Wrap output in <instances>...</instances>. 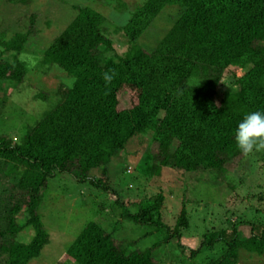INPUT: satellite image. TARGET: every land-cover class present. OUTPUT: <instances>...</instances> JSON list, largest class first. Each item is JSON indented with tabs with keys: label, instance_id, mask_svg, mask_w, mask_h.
<instances>
[{
	"label": "trees",
	"instance_id": "obj_1",
	"mask_svg": "<svg viewBox=\"0 0 264 264\" xmlns=\"http://www.w3.org/2000/svg\"><path fill=\"white\" fill-rule=\"evenodd\" d=\"M167 6L177 15L147 49L139 40ZM72 8L76 15L49 42L41 60L61 70L70 83L60 84L55 100L48 92L36 94V99L50 100V108L19 141L0 135V173L16 178L10 187L16 192L0 201V264H29L48 244L38 208L50 178L68 174L106 192L107 165L115 152L146 132L156 143L147 150L154 174L169 168L224 176L232 160L246 156L234 139L238 123L246 113L264 112V0H146L117 28L128 42L123 54L115 52L107 36L103 13L90 6ZM29 34L17 32L1 42L0 87L15 88L27 77L24 63L2 55H18ZM105 73H114L110 82ZM224 75L231 81L220 91ZM9 97H0V112ZM92 170H101V177L91 176ZM163 201L158 193L129 212L115 200L122 217L154 225L163 234L151 247L130 249L90 221L56 264H160L154 253L164 244L173 242L183 251L186 210L170 230L157 212ZM240 224L203 233L190 257L216 246L221 252L206 264H238L241 251L263 255L264 224H253L246 238L237 230ZM27 227L35 235L23 242L18 237Z\"/></svg>",
	"mask_w": 264,
	"mask_h": 264
},
{
	"label": "rangeland",
	"instance_id": "obj_2",
	"mask_svg": "<svg viewBox=\"0 0 264 264\" xmlns=\"http://www.w3.org/2000/svg\"><path fill=\"white\" fill-rule=\"evenodd\" d=\"M145 1L0 0V44L17 32L30 31L28 41L18 55L3 51L2 57L16 56L24 63L27 77L15 88L0 87V97L11 95L0 112V135L6 134L14 142L19 141L26 128L50 108L51 101L36 99V94L48 92L51 100H55L60 84L70 83L61 70L48 67L41 60L49 42L76 15L73 5L90 6L103 13L109 21L107 36L115 52L123 54L128 42L123 31L117 28L126 23L135 6ZM171 7L162 10L139 40L145 48L151 49L172 24L177 9ZM2 50L0 45V52ZM17 60L11 62L14 64ZM247 69L240 70V74ZM230 81L231 77L224 75L219 90L227 88ZM151 138V132H146L131 140L126 149L115 152L107 165L109 189L106 192L89 182H78L68 174H58L48 180L38 213L49 234V242L29 264H56L90 221L99 222L130 249H147L163 237L154 225H142L122 217V208L116 204V199L129 212H135L136 204L161 193L164 201L157 212L170 230L174 229L181 210H186L188 227L182 230L184 237L181 239L185 249L180 251L173 242L164 244L154 253L160 264H206L219 255L221 246L191 258L190 251L198 248L203 233L219 229L230 231L234 222H240L237 230L246 238L251 235L253 224H264V151L248 154L241 161V157L235 158L228 164L224 176L169 168L154 174L148 167L153 161L148 159L147 150L156 147ZM90 175L100 178L101 170H92ZM15 181L14 175L0 173V201L16 192L10 189ZM34 235V229L27 227L18 238L29 242ZM238 264H264V254L241 251Z\"/></svg>",
	"mask_w": 264,
	"mask_h": 264
},
{
	"label": "clouds",
	"instance_id": "obj_3",
	"mask_svg": "<svg viewBox=\"0 0 264 264\" xmlns=\"http://www.w3.org/2000/svg\"><path fill=\"white\" fill-rule=\"evenodd\" d=\"M114 73H105L107 82ZM235 143L244 155L264 151V112L256 110L246 113L238 123L234 132Z\"/></svg>",
	"mask_w": 264,
	"mask_h": 264
}]
</instances>
